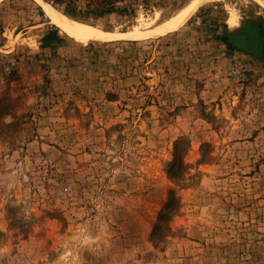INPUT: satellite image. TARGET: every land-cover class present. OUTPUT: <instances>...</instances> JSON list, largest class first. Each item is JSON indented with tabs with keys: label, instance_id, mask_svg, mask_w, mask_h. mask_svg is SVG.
Segmentation results:
<instances>
[{
	"label": "rangeland",
	"instance_id": "rangeland-1",
	"mask_svg": "<svg viewBox=\"0 0 264 264\" xmlns=\"http://www.w3.org/2000/svg\"><path fill=\"white\" fill-rule=\"evenodd\" d=\"M123 1L68 18L135 34L189 0ZM240 28L249 52L227 39ZM0 264H264L262 7L85 41L34 0L1 2Z\"/></svg>",
	"mask_w": 264,
	"mask_h": 264
},
{
	"label": "bare ground",
	"instance_id": "bare-ground-1",
	"mask_svg": "<svg viewBox=\"0 0 264 264\" xmlns=\"http://www.w3.org/2000/svg\"><path fill=\"white\" fill-rule=\"evenodd\" d=\"M4 0H0V3ZM42 8L47 16V18L59 27L68 36L77 40H145V39H155L160 38L168 33H172L180 29L190 17L203 5L217 2L220 0H189L185 5L180 7L174 14H172L168 19L156 24L155 26L143 30L135 34H120V33H109L97 28L77 23L68 17L62 15L50 5L44 3L41 0H34ZM255 3L259 4L264 12V0H253ZM246 40V39H245Z\"/></svg>",
	"mask_w": 264,
	"mask_h": 264
},
{
	"label": "trees",
	"instance_id": "trees-1",
	"mask_svg": "<svg viewBox=\"0 0 264 264\" xmlns=\"http://www.w3.org/2000/svg\"><path fill=\"white\" fill-rule=\"evenodd\" d=\"M47 1V0H44ZM81 2L83 4L81 5ZM124 1L117 0H51L50 5L55 10H58L61 14L75 20L78 16H82L83 14H99L104 15L113 12H125L127 8L123 6ZM53 34V31L47 33ZM175 155L172 154V159L167 165V173H172V167L174 166ZM175 200L174 193L172 191L167 192L166 201L163 204L162 209L158 214V218H167L169 214L173 211L171 208V203ZM171 209V210H169ZM156 228V227H155ZM154 230V229H153Z\"/></svg>",
	"mask_w": 264,
	"mask_h": 264
},
{
	"label": "water",
	"instance_id": "water-1",
	"mask_svg": "<svg viewBox=\"0 0 264 264\" xmlns=\"http://www.w3.org/2000/svg\"><path fill=\"white\" fill-rule=\"evenodd\" d=\"M237 34L244 35L245 32L242 28L236 29L235 31L228 33L227 39H229V41L232 42L236 48H239L240 50L245 51V52H249V47L244 40H243V44L241 42H239L238 39L235 40ZM244 42H245V44H244Z\"/></svg>",
	"mask_w": 264,
	"mask_h": 264
},
{
	"label": "flooded vegetation",
	"instance_id": "flooded-vegetation-1",
	"mask_svg": "<svg viewBox=\"0 0 264 264\" xmlns=\"http://www.w3.org/2000/svg\"><path fill=\"white\" fill-rule=\"evenodd\" d=\"M244 38L247 39L245 42H246V44L248 43L247 45L249 46L250 45L249 43H252L251 41L253 40V34L252 33H248V34H246V36H244ZM240 42L243 44V39H241ZM245 42H244V44H245ZM251 47H252V45H251Z\"/></svg>",
	"mask_w": 264,
	"mask_h": 264
}]
</instances>
